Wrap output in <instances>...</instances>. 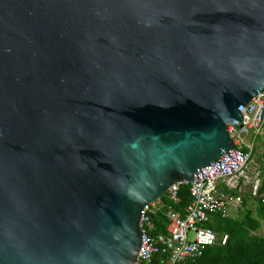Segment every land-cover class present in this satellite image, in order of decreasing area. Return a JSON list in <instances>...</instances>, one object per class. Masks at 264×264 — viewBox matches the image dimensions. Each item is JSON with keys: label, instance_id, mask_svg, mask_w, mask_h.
I'll return each instance as SVG.
<instances>
[{"label": "water", "instance_id": "95a60500", "mask_svg": "<svg viewBox=\"0 0 264 264\" xmlns=\"http://www.w3.org/2000/svg\"><path fill=\"white\" fill-rule=\"evenodd\" d=\"M262 92L264 0H0V264H135Z\"/></svg>", "mask_w": 264, "mask_h": 264}, {"label": "built area", "instance_id": "2783aa9c", "mask_svg": "<svg viewBox=\"0 0 264 264\" xmlns=\"http://www.w3.org/2000/svg\"><path fill=\"white\" fill-rule=\"evenodd\" d=\"M241 122L227 127L240 163L233 169L219 171L209 177L189 182H176L161 199L143 206L138 226L142 246L135 264H197L204 251L217 242L214 231L207 227L213 216L223 219L230 216V209L242 206L247 190L256 197L262 171L254 161L258 151V137L264 126V92L257 94L240 109ZM187 185L191 201L182 213L173 209L178 202L181 185ZM163 213L165 234H154L152 215ZM227 235H222L224 245Z\"/></svg>", "mask_w": 264, "mask_h": 264}, {"label": "trees", "instance_id": "16d2710c", "mask_svg": "<svg viewBox=\"0 0 264 264\" xmlns=\"http://www.w3.org/2000/svg\"><path fill=\"white\" fill-rule=\"evenodd\" d=\"M264 137V126H263ZM261 158L264 159V140L262 142ZM165 201V197H162ZM191 197L188 186L183 184L178 191V202L173 209L182 213L189 204ZM250 202L256 204V217L248 207ZM260 220H264V171L256 197L245 195L238 216L209 218L206 226L211 228L217 236V242L207 248L197 264H264V236L257 234ZM155 227L154 234H165L166 221L163 213L152 215ZM227 235L224 245L220 244L222 235Z\"/></svg>", "mask_w": 264, "mask_h": 264}, {"label": "rangeland", "instance_id": "374dc122", "mask_svg": "<svg viewBox=\"0 0 264 264\" xmlns=\"http://www.w3.org/2000/svg\"><path fill=\"white\" fill-rule=\"evenodd\" d=\"M263 140H264V137H263V130H262V135H260L258 137V148L259 149H262ZM257 153H258V151L254 152V155H253L254 159L256 158ZM257 159H258V157H257ZM248 207L252 210L253 216L256 217V210H255L256 204L254 202H250ZM233 213H234L233 209H230V215H233ZM257 234L260 236H264V220H260V229L257 231Z\"/></svg>", "mask_w": 264, "mask_h": 264}, {"label": "crops", "instance_id": "0c3cea01", "mask_svg": "<svg viewBox=\"0 0 264 264\" xmlns=\"http://www.w3.org/2000/svg\"><path fill=\"white\" fill-rule=\"evenodd\" d=\"M261 154H262V149H259L258 148V153L256 154V158L253 160L258 166H260L261 168V171H262V175H263V171H264V159L261 158ZM258 157V159H257ZM261 183V182H260ZM245 195H250L251 197H254L251 195L250 191L247 190L244 194H242V196L244 197ZM238 210H241V207L238 209ZM238 210H233V215H230V216H235L237 217L238 216Z\"/></svg>", "mask_w": 264, "mask_h": 264}]
</instances>
